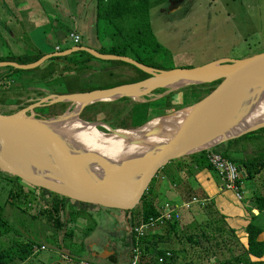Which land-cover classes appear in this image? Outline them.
Listing matches in <instances>:
<instances>
[{
  "label": "rangeland",
  "instance_id": "rangeland-1",
  "mask_svg": "<svg viewBox=\"0 0 264 264\" xmlns=\"http://www.w3.org/2000/svg\"><path fill=\"white\" fill-rule=\"evenodd\" d=\"M66 2H68L70 15L68 18L61 14L60 9L61 5L66 4ZM93 2V0H85L84 7H79V4H74L72 0H12V5H10L8 1L7 4L5 0H0V58L10 60H16L18 58L20 60L23 57H31L53 51L55 45L60 49L69 48L73 43L67 37V40L63 42L55 40L51 30L64 31L66 27L71 29L76 25L82 35L81 41L79 39V42L87 48L97 51L100 45H107L108 43L106 40L101 41L102 34L98 33V35L94 36L93 30L90 28ZM23 13L28 14L27 17H21ZM13 19L18 20V22L20 21V23H18L21 27L20 32H10L2 29L3 25L1 23ZM27 19L31 20V27L28 29L24 28L26 25H30L25 24ZM149 22L152 35L163 49L155 56V60L163 70L194 68L219 59L240 60L246 57V55H254L264 51V0H149ZM11 35H13V38ZM17 36L23 37H21L22 39H17ZM6 70L7 67L0 66L1 75L6 73ZM132 75V71H130V68L127 66H113L109 64L108 61H99L93 58L89 63V69L81 74L77 86H80L82 89L106 87L122 82L124 78L131 77ZM29 76L30 75L21 77V75L11 74L0 80V100L4 99L5 101L4 106L0 104V107L4 108V110L12 111L16 109L18 111V108L21 107V103L30 102L28 96L33 98L32 95L26 92H19L20 89L25 90L26 87H34L36 85L33 81H26ZM2 90L5 91L2 93ZM60 90L63 91L62 89ZM157 96L159 95L157 94L155 98ZM185 99L187 103H191L194 96L187 93ZM6 101L13 102L9 104ZM36 101H38V99ZM36 101H32L30 104ZM141 101L144 100L140 99V101L137 102ZM174 103H180V99L177 96L174 97ZM66 106L68 107L69 104L66 103ZM103 107L104 106L98 107L92 111L96 122L108 116L100 112ZM107 107H110L107 110L109 115H113V110H115V108H113L114 106L105 105V108ZM154 109L155 108H149V113H151L152 110L154 111ZM166 111V115L176 112L175 110ZM166 115H164V117ZM106 128V126H103V128L101 126H94L96 131L108 134L105 130ZM236 142L241 144L245 152L254 153L252 155L249 154L250 156L246 153L248 157L242 155L238 158V154L229 151L227 155L230 160L238 161L242 160V158H255L258 161H260L259 159H263L264 161V129L252 132L251 136L247 138L236 139ZM215 147H213L214 151L221 152L220 148ZM185 160L189 161L188 158ZM234 164L236 165L235 162ZM209 172L214 177L215 174L212 171ZM160 175H164V172L160 173L159 171L153 183L159 179ZM7 180L8 177L3 175V172L0 171V207L2 208L4 207L5 199H7V190L10 187ZM262 181H264V169L251 180H242V189L255 186L256 189L262 188V190H264V183L260 184ZM14 185H16L15 188L20 190V192H17V190L15 191L19 193V195L33 193L37 199L40 198L39 191H36L35 188L24 183V181L18 179V182ZM189 186L190 191H195L194 189L198 187L195 185L193 178L189 179ZM171 192L172 189L168 188L166 193L164 192L165 196H160L157 200L155 199V202L149 194L146 199L149 200V197H151L150 202L156 209L161 204L171 199ZM192 195L194 198L199 196L195 194V192ZM158 200L160 201L159 206L158 203L156 204ZM33 202L34 201L28 205L26 211L27 215L19 212V209L23 208V205L20 203L13 205V207L17 206L18 208L9 206L3 208L2 217L7 220V225L11 233L5 238L0 239V247H5L2 243L5 242L7 244L6 240H23V237L20 239L15 235V233L22 232L21 228L23 230L25 229V233L23 231L20 237L23 235L25 238L31 240L30 242H32V244H34V242L43 243L38 232L36 233V224H38V222L35 221V224L28 219L29 215H36L37 210L41 207L40 205L35 206ZM210 206V204H207L186 217L201 222L205 221L206 217H216L213 209L209 208ZM76 207L75 210L78 209V206ZM137 208L140 212V205H138ZM85 210L89 216L85 213L83 214L85 219L83 218L78 221V227L76 232L73 233L72 239L59 240V245L61 247L68 243L73 244L72 250L70 251L72 252V256L79 261L75 260L73 257H69L68 254H66V249L61 252H56L51 250L50 246H47L48 248L38 252L36 258H31L28 264H94L91 261L93 259H90L86 254L88 252L86 248L87 245L95 239L107 243L105 246L109 249L113 248V250L118 251L123 250L125 245L122 240V234L125 237L129 236L127 234V219H129V216L125 215L122 211L106 210L97 206H89L85 208ZM178 210L181 211L179 206L176 207V211ZM133 212H136V209H134ZM65 216L67 221L70 222L66 227L72 228L71 224L74 221L73 217L70 218L71 214L68 213H66ZM40 218L41 224L39 223L38 225H40L39 229L41 233L45 237L54 234L51 228H46L44 226L43 217ZM212 224L215 226L214 223ZM190 225L192 227V222ZM198 226L201 227L202 224ZM87 227H89L90 230L86 238L83 239L82 235H84V230ZM206 232L208 236L217 235L219 233V231H214L213 229H207ZM43 241L48 243V241L44 239ZM183 241L184 240L181 239V242ZM197 242L199 245H202L201 248L203 246L208 248V252H211L210 248L214 250L217 249L219 245L226 244V242L222 241V238L217 237L214 241L208 242L200 237ZM80 243L83 244L85 253L80 250ZM130 249L131 248L128 247V255L132 254ZM218 250L219 249L215 251ZM187 254L188 250L185 252L184 256L187 257V260L191 258V262L196 264V260L199 256H188ZM200 258L204 259V257ZM227 258L229 257L226 255L218 254L209 257V259L214 260V264H220V261ZM94 260L100 264H105V261H112L110 255L102 253H98Z\"/></svg>",
  "mask_w": 264,
  "mask_h": 264
},
{
  "label": "water",
  "instance_id": "water-1",
  "mask_svg": "<svg viewBox=\"0 0 264 264\" xmlns=\"http://www.w3.org/2000/svg\"><path fill=\"white\" fill-rule=\"evenodd\" d=\"M77 51H83L99 61L130 65L148 77L135 83L85 93L47 95L12 114H0L1 140L24 160L20 167L6 168L0 163V171L24 181L32 188L48 191L70 201L123 213L138 205L151 180L170 161L204 151L208 144L217 140L233 118L235 105L247 97L256 83L264 78V51L240 60L219 59L194 68L160 70L139 64L128 57L100 54L78 45L43 55L26 65L0 61V66L32 70L50 58L65 57ZM214 82L218 83L208 94L184 108L187 111L183 118L154 151L138 157L103 159L94 155L89 148L40 124L70 114L78 106L75 118L82 122L77 119L79 111L94 103L121 98L133 100L148 95L156 88L175 91ZM58 103L69 104L60 116L47 120L34 118V109ZM148 122L131 130H112L100 123H82L106 126L113 132L112 136L116 134L120 138L144 141L150 137L140 135L136 130ZM263 128L264 121L240 133L236 132L209 148ZM29 175H36L39 180H31ZM104 254L107 252L104 251Z\"/></svg>",
  "mask_w": 264,
  "mask_h": 264
},
{
  "label": "trees",
  "instance_id": "trees-1",
  "mask_svg": "<svg viewBox=\"0 0 264 264\" xmlns=\"http://www.w3.org/2000/svg\"><path fill=\"white\" fill-rule=\"evenodd\" d=\"M94 1V34L98 35V33L102 34L104 38L101 41L106 40L107 45H100L97 50L100 54L105 55H115L128 57L135 62L142 64L144 66L150 68H160V65L155 60L156 54L162 51V47L156 41L155 37L152 35L150 29L149 22V0H93ZM81 43H77L78 46ZM68 48L60 49L58 52L64 51ZM42 55H36L31 57H23L22 59L10 60V59H1L0 61L5 62H14L20 65H26L32 63L39 59ZM251 55H246L249 57ZM244 57V58H246ZM93 58L83 51H77L65 57H55L50 58L40 66L33 70H16L7 67L6 73L0 74V80L5 77L10 76L11 74H17L22 76L30 75L27 77L26 81H33L36 85L34 87H26L25 90L20 89L19 92H26L29 95H32L33 98L28 96V100L30 102L21 103L22 109L28 106L32 101H36L37 99H41L47 95H62V94H75L78 92H89L96 89H107L123 84L135 83L141 81L148 76L138 71L134 67L121 63V62H109V64L113 66H127L132 71L133 75L128 77L125 81L118 82L114 85L106 86V87H93L82 89L80 86H77L78 80H80L81 74L89 69V63ZM35 73V74H34ZM218 82L210 83V84H200L184 87L175 91H167L165 89L156 88V90L151 91L148 95L141 97L143 102H134L128 98H121L116 101H112L109 103H94L83 110L79 111L77 116L78 120H82V122L86 123H96L94 115H92V111L101 107L103 105H113L115 107V112L113 118H105L101 120L99 123H102L112 130H131L135 129L144 123L148 122L153 118H157V116H164L167 112L166 110H182L184 107H188L191 104L197 102L206 94H208L217 84ZM1 86V85H0ZM62 89L63 91H61ZM5 90H2V93ZM167 92V93H166ZM166 93V94H165ZM192 94L194 99L191 103H187L185 99L186 94ZM159 95L155 98L156 95ZM178 97L180 99L179 104L174 103V97ZM11 104L12 102L6 101ZM4 99L0 100L1 106H4ZM8 104V105H9ZM66 103H58L50 106L40 107L33 110L34 118L47 120L50 118L58 117L62 114V112L66 109ZM149 108H155L149 113ZM16 110V109H15ZM15 110H4V108L0 107V114L9 115ZM173 113V112H172ZM90 114V115H89ZM171 114V113H170ZM76 120V118H75ZM77 121V120H76ZM81 122V121H80ZM264 129V128H263ZM99 132V131H97ZM101 133V132H99ZM251 136V133L240 136L238 139L247 138ZM223 157L229 159L227 156L221 154ZM190 161V165H193L196 170H206L214 172L210 166L206 162L205 151H200L194 154L187 156ZM172 160L168 164L177 161ZM230 160V159H229ZM253 158H244L242 160L233 161L236 166L244 172V175L248 179L254 178L256 175L260 173V171L264 168L263 159ZM167 164V165H168ZM166 167V166H165ZM163 167L160 173L165 169ZM187 169V166L185 167ZM8 177L7 183L10 187L7 190V199H5L4 207L9 206L12 208H18L14 206V204H22L23 208L19 209L21 214L27 215L26 211L29 203L34 201V205H40L41 207L37 210L36 215H29L28 219L35 223L41 224L39 220L40 217H43L45 227L51 228L54 231V234L51 236H44L40 231V225H37L36 233L38 232L40 239L43 243L39 242H30L31 240L25 238L23 235L20 237V234L25 233V229L22 230L21 233H15L20 239L22 237L23 240L12 239L7 242H3L5 247H0V264H28L29 260L33 257H37L38 252L41 248L46 249L47 246L51 247V250L56 252H61L62 250L67 251L69 257L72 256V246L73 244L68 243L67 245H63L62 247L59 245V240H70L72 239L73 233L76 232L78 227V221L83 219V214L89 216L86 213L85 208H88L92 205L81 204L78 202L70 201L66 198H62L48 191H44L41 189L35 188L36 191H39L40 198L37 199L33 193H25V195H19L20 190L15 188L16 182L18 179L16 177H12L8 174H3ZM154 178L151 180L148 185V189L144 192L138 205H140V212L138 210V205H136L131 211L124 212L125 215L129 216L127 219L128 228H133L138 226L141 223L146 222L148 219H156L159 218L161 213L159 214L158 210H156L150 200H147V196L150 193L153 186ZM13 188V189H12ZM17 190V192H15ZM31 201V202H30ZM78 209L75 210V208ZM254 206L256 211L264 209V196L255 197ZM3 207V208H4ZM3 208L0 207V239L5 238L8 234L11 233L9 226L7 225V220L2 217ZM136 209V212H133ZM66 213L71 214L73 217L72 228L66 227L70 224L66 219ZM251 217H253L251 215ZM69 218V219H70ZM41 219V218H40ZM85 219V218H84ZM23 225V223H22ZM164 227V230L158 233L156 232V228ZM179 221L178 219H174L171 216L170 220H164L161 224L156 223L153 227L148 229L143 237L135 240L133 236L125 237L122 234V240L124 241V248H131L136 246L139 251V257L137 264H189L187 262H181V259L184 257H178V252H172L166 249H163V245H168L176 240L175 238H179L184 234L179 232ZM90 230L87 227L84 230L83 239L88 235V231ZM215 231V230H214ZM262 230L253 224V222H249L244 229V233L246 234V248L238 256H232L225 260L220 261V264H264V242L259 239V235ZM208 233L201 234L199 233V237H202L204 241H214L215 238L213 236H208ZM188 238V236L186 237ZM27 239V241H26ZM48 241L46 243L45 241ZM181 239V238H180ZM46 243V244H44ZM194 244H197L195 241ZM81 247V248H80ZM79 248L81 251L85 253V249L83 244H79ZM78 248V249H79ZM100 251V249H99ZM88 257H90L89 252L86 253ZM254 259L253 261L250 259ZM90 259L94 264L97 263L94 258L90 257ZM111 259V258H110ZM79 261L78 259H75ZM65 264V263H64ZM103 264V263H102ZM105 264H116L114 260L110 262H105Z\"/></svg>",
  "mask_w": 264,
  "mask_h": 264
},
{
  "label": "crops",
  "instance_id": "crops-1",
  "mask_svg": "<svg viewBox=\"0 0 264 264\" xmlns=\"http://www.w3.org/2000/svg\"><path fill=\"white\" fill-rule=\"evenodd\" d=\"M7 1L10 5L13 4L12 0H5L6 3ZM13 1H17V0H13ZM72 1L74 2V4L76 3V5L78 3L79 7H84L85 5V0H72ZM64 5H61L60 7L61 14L68 18L70 16L68 2H66V4ZM27 15L28 14L23 13L21 17H27ZM18 23H20V21L18 22V20L15 19L3 22L1 23L3 25L2 29L10 32L11 31L20 32L21 27ZM25 24H30V25H26L24 28L27 29L30 28L31 20L27 19V22H25ZM90 28L94 32V2L92 4V10H91ZM51 31L53 32L52 34L53 38L55 40H58L59 42L66 41L67 33L70 32L79 35V39L81 41L82 35L78 30L77 25L71 29L66 27L64 31H60V30H51ZM11 37L13 38V35H11ZM21 37L17 36L16 38L22 39ZM102 38L103 35H101V40ZM81 45L83 47H86L83 44ZM71 47H75V45H72ZM59 50L60 48L55 45L53 47V51L39 55L43 56L46 54L57 53ZM126 79L127 78H124V81ZM98 103H109V102H98ZM103 106L104 107L102 108V110H100V112L108 115L106 116V118H113L114 113L113 115H109L107 111L110 107L105 108V105ZM101 120L97 121L96 123L100 122ZM236 139L237 138L216 145L217 148L221 149V152L219 151L218 152L227 157H229L227 155V152L229 151L238 154V158H240L242 155L247 156L246 155L247 152H245L244 149H242L240 143L236 142ZM253 153L254 152H248L247 154L252 155ZM186 158L187 157L180 158L179 160L166 165L165 169L162 171L164 172V175H160L159 179L155 181L153 189H151L149 193V195L152 197V200L155 202V199L157 200V198H159L160 196L161 197L165 196V193L168 190V188L172 189L171 192L172 197L169 201L164 202L160 206H159L160 201L158 200L156 202V204L158 203L159 206L156 208L159 214L161 213L164 204L169 205V207L171 208H176L177 206H179L181 209V211L175 210V212L179 216L178 217V221L180 225L179 232L184 233L180 238L184 241L181 242L180 238L179 240L178 238H175L176 240H174L173 243L168 245L167 244L163 245L162 246L163 249L169 250V252L170 251L178 252L177 254L178 257H184L185 252L188 250V254H187L188 256H197V255L199 256L198 259L196 260V264H214L213 263L214 260L209 259V257H213V255L215 256L217 254L226 255L228 257H232V256L236 257L240 255L243 249L246 248V234L244 233V229L249 222H253L254 225H256L262 230L261 234L259 235V239L264 242V209L259 211L258 213L254 206L255 197L264 196L262 195L264 194V190H262V188L256 189L255 186L242 189V185H241L242 180H251L246 178L245 176H242L244 175V172H242L241 179L238 182L240 199L236 200L234 193L226 189L223 181L218 177V175L215 172H213L215 174L213 177L209 171L196 170L193 165H190V161L185 160ZM186 166L187 169L185 168ZM190 178H193L195 185L198 186L197 188L194 189L195 191L189 190ZM263 183L264 181H262L260 184ZM194 192L195 194L199 195L197 198H194V196L192 195L194 194ZM151 197H149V200H151ZM207 204L211 205L209 208L213 209L216 217H206V220L203 222L197 221L196 219L193 218L190 219V217H186L189 216V214H191L192 212L199 210V208H202ZM251 215L253 217H251ZM191 222L193 224L192 227L190 225ZM212 223H214L215 226H213ZM199 224H202V226L199 227L198 226ZM207 229H213L215 231H219V233L217 235L214 234L213 237L215 239L216 237L222 238V241L226 242L225 245H219V247L217 248L219 249L218 251H215L217 249L212 250V248H210L211 252H208V248L204 246L201 248L202 245L198 244L197 241L198 238H200L199 233L206 234ZM155 230L156 232L154 233L159 234V232L164 230V227L161 228L157 227ZM187 236L188 238H186ZM195 241L197 242V244H194ZM105 245H107V243L95 239L94 241H91L90 244L87 245L86 249L89 252L90 257L94 259L97 257L98 253L104 254V251L107 252V254L105 255H110V258L113 259L116 264H125L130 259V255H128L129 253L128 247L118 251V250H113V248L109 249ZM200 257H204V259ZM250 259L252 261L254 260L252 258ZM183 261L189 264H195L191 262V258L187 260V257H185L184 259H181V262Z\"/></svg>",
  "mask_w": 264,
  "mask_h": 264
},
{
  "label": "bare ground",
  "instance_id": "bare-ground-1",
  "mask_svg": "<svg viewBox=\"0 0 264 264\" xmlns=\"http://www.w3.org/2000/svg\"><path fill=\"white\" fill-rule=\"evenodd\" d=\"M140 99V96L133 98L135 101H140ZM78 107L70 114H65L54 120L45 121L40 124L53 130L62 137L70 139L79 145L81 144L84 148H89L94 155L102 157L103 159L138 157L154 151L157 145L170 135L187 111L183 109L168 114L165 117L154 118L136 130V133L150 137V139L133 141L120 138L116 134L112 136L113 132L109 131L107 128L105 130L107 132L109 131L108 134L110 135L99 133L94 129L95 125H87L76 121L75 112ZM235 107L232 114L233 118L222 132V135L217 140L208 144L204 150L213 146L215 143L225 140L236 132L240 133L252 125L264 121V78H261L247 97L237 103ZM98 126L103 128L102 125ZM23 161L24 160L20 156L9 149L6 143L0 138V163L6 168L20 167ZM29 177L34 181L39 180L36 175H29Z\"/></svg>",
  "mask_w": 264,
  "mask_h": 264
},
{
  "label": "built area",
  "instance_id": "built-area-1",
  "mask_svg": "<svg viewBox=\"0 0 264 264\" xmlns=\"http://www.w3.org/2000/svg\"><path fill=\"white\" fill-rule=\"evenodd\" d=\"M67 38L77 45L79 43V35L74 34L73 32L67 33ZM206 162L210 168L218 175V177L223 181L227 190H230L234 193L236 200L240 199L239 185L238 182L241 179L242 172L241 170L229 159L223 157L217 151H214V148H209L204 150ZM169 205L164 204L161 210L160 217L156 219H148L146 222L139 224L133 228H128L127 234L133 236L135 240L143 237V234L153 227L156 223L161 224L164 220H170L171 216L174 219H178V215L175 212L176 208H171ZM43 248H41L42 250ZM132 254L130 259L125 264H137L139 251L136 246L131 247Z\"/></svg>",
  "mask_w": 264,
  "mask_h": 264
},
{
  "label": "flooded vegetation",
  "instance_id": "flooded-vegetation-1",
  "mask_svg": "<svg viewBox=\"0 0 264 264\" xmlns=\"http://www.w3.org/2000/svg\"><path fill=\"white\" fill-rule=\"evenodd\" d=\"M4 115V114H3ZM99 123V122H98Z\"/></svg>",
  "mask_w": 264,
  "mask_h": 264
}]
</instances>
